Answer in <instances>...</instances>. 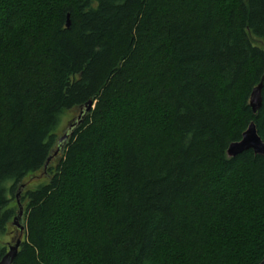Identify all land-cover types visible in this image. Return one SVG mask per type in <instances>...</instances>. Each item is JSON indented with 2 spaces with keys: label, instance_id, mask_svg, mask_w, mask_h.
Listing matches in <instances>:
<instances>
[{
  "label": "trees",
  "instance_id": "1",
  "mask_svg": "<svg viewBox=\"0 0 264 264\" xmlns=\"http://www.w3.org/2000/svg\"><path fill=\"white\" fill-rule=\"evenodd\" d=\"M263 77L264 0H0V260L260 264Z\"/></svg>",
  "mask_w": 264,
  "mask_h": 264
},
{
  "label": "water",
  "instance_id": "2",
  "mask_svg": "<svg viewBox=\"0 0 264 264\" xmlns=\"http://www.w3.org/2000/svg\"><path fill=\"white\" fill-rule=\"evenodd\" d=\"M71 26L70 17L67 16L66 27L69 29ZM263 80L261 83L255 87L252 91L250 98V108L254 115H258L262 107V89H263ZM93 108V102L89 101L82 109L79 114L74 117L68 124L66 129L62 132L63 136L59 141V147L57 152L63 150L66 141L70 136L73 135L74 131L83 123L86 115L90 113ZM252 150L256 155L264 156V142L261 137L258 135L257 127L254 122H251L248 129L244 132L242 139L239 142L232 143L227 150V155L229 158H236L243 153ZM51 160L49 158L48 162ZM25 189L24 186L18 190L16 194V202L19 208L17 216L12 221V227L16 228L18 232H23L25 227L21 224L23 218V206L21 204V194ZM21 239L15 238L11 243L7 244V251L5 255L0 260V264H14L18 256L19 250L21 248ZM264 264V260L260 263Z\"/></svg>",
  "mask_w": 264,
  "mask_h": 264
},
{
  "label": "rangeland",
  "instance_id": "3",
  "mask_svg": "<svg viewBox=\"0 0 264 264\" xmlns=\"http://www.w3.org/2000/svg\"><path fill=\"white\" fill-rule=\"evenodd\" d=\"M78 115V113H76V112H73V111H70V112H67V113H65V115L63 116V118H62V120H61V125H60V132H61V134H62V132L66 129V127H67V124L74 118V117H76ZM38 177H33L32 179H31V182H32V184H37L40 180H41V178L43 177L42 176V174H38L37 175ZM22 225H23V223H21ZM16 236V234H15V230H13V234H11V235H6L3 239H2V241L3 242H8V241H11V237L12 238H14Z\"/></svg>",
  "mask_w": 264,
  "mask_h": 264
},
{
  "label": "flooded vegetation",
  "instance_id": "4",
  "mask_svg": "<svg viewBox=\"0 0 264 264\" xmlns=\"http://www.w3.org/2000/svg\"><path fill=\"white\" fill-rule=\"evenodd\" d=\"M13 239H15V238H11V241H12ZM11 241H10V242H11Z\"/></svg>",
  "mask_w": 264,
  "mask_h": 264
}]
</instances>
